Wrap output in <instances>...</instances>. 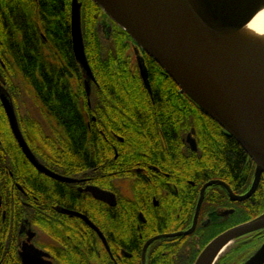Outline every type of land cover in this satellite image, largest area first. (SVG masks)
Masks as SVG:
<instances>
[{"label":"trees","instance_id":"16d2710c","mask_svg":"<svg viewBox=\"0 0 264 264\" xmlns=\"http://www.w3.org/2000/svg\"><path fill=\"white\" fill-rule=\"evenodd\" d=\"M79 1L85 55L96 80L89 97L90 105L81 82L83 72L72 51L71 0H0V73L6 87L11 76H19L52 122L55 133L62 131L66 139L76 135L73 154L77 167L89 165L90 144H93L95 153L94 166L107 151L112 158L113 149L106 148L108 145L98 132L102 130L104 136L116 145L119 157H124L128 167L138 160V152H153L154 157H150L163 167L170 163L169 167L173 168L204 169L207 179L218 177L231 184V172L237 180L238 193L245 192L252 179L253 166H250V159L246 162L248 157L243 148L192 100L180 93L158 63L141 51L153 90L155 102L152 105L134 61L135 56L132 57L130 36L116 24L108 31L104 24L110 19L100 7L92 0ZM97 24L104 27L103 39L97 31ZM7 90L10 93L9 86ZM85 114L89 119L92 115L95 117L91 123L94 134L86 127ZM6 119L0 103V140L6 145L8 136L11 142L15 182L33 190L38 198L37 185L43 175L26 160ZM18 124L35 155L41 159V146L55 158L58 151L56 134L45 136L38 131V147L33 138L24 133V124L22 126L20 120ZM190 127L195 129L198 141L196 152H203L200 158L195 156L197 153L187 151L181 140ZM173 133L175 137L171 136ZM113 134L122 136L124 141L119 142ZM167 147L173 149L170 159L166 155ZM188 152L189 156L186 155ZM1 153L7 154L6 149ZM222 193L225 194L224 188ZM0 195L6 205L8 192L0 189ZM20 197L21 193L15 188L16 221L22 216L23 207L18 203ZM224 197L218 201L224 202ZM251 200L253 202L248 199L239 202V222L264 212V184H260ZM5 231L0 224V264H20L16 253V232L10 236ZM247 244H240L239 248L245 249L249 246ZM196 254L192 255L193 259Z\"/></svg>","mask_w":264,"mask_h":264},{"label":"flooded vegetation","instance_id":"af4514ba","mask_svg":"<svg viewBox=\"0 0 264 264\" xmlns=\"http://www.w3.org/2000/svg\"><path fill=\"white\" fill-rule=\"evenodd\" d=\"M146 91L153 105V90ZM90 118L85 124L94 134L91 123L95 117L92 115ZM98 132L108 145L106 148L113 149V154L111 158L107 151L94 166L95 153L93 144H90L88 149L91 150L87 153L90 167L76 166L73 154L75 134L66 139L65 133L56 131V156L51 157L40 146L42 160L22 134L38 161L65 178L57 179L38 171L25 157L43 175L37 185L38 198L33 190L15 182L11 142L8 136L6 145L0 140V152L7 151V154H0V189L6 190L9 196L4 205L0 195V224L8 235L16 232L18 257L21 245L27 242L46 253L44 259L52 264H195L216 236L251 220L238 221V204L244 200H232L224 184L235 195H243L250 189L254 174L246 191L238 193L237 180L231 172V184L218 177L207 179L204 169L189 166L173 168L169 167L170 163L163 167L150 157H154L153 152H138V160L128 167L124 157H119L116 145L104 136L102 130ZM189 134L194 139V149ZM113 135L119 142L124 141L122 136ZM171 136L175 137V134ZM12 137L15 140L13 134ZM181 140L187 151L197 153L195 156L199 158L203 156V152H196L198 141L193 127ZM167 150L166 155L170 159L173 149L167 147ZM250 166L254 171L252 160ZM210 181L217 182L203 189ZM260 184H264V173L254 193L247 198L250 202H253L251 199ZM94 187L111 195H107L106 200L98 199L91 191ZM15 188L21 193L18 203L23 207L22 216L17 221ZM223 188L225 194L222 193ZM223 196H226L224 202H219ZM247 243V248H239L240 244L244 246ZM263 245L264 228L244 233L232 240L214 264H264V260L254 263ZM242 251L248 252L240 254Z\"/></svg>","mask_w":264,"mask_h":264},{"label":"water","instance_id":"95a60500","mask_svg":"<svg viewBox=\"0 0 264 264\" xmlns=\"http://www.w3.org/2000/svg\"><path fill=\"white\" fill-rule=\"evenodd\" d=\"M92 1L134 41L138 71L149 92L148 71L140 49L158 63L178 86L180 93L189 97L243 148L255 165L250 189L243 195H235L227 185L224 187L232 200L249 198L264 173V64L241 54L229 56L225 44L257 11L259 0ZM80 6L78 0H71L70 32L72 51L83 72L85 93L89 96L94 76L85 55ZM0 103L11 132L30 163L46 175L65 179L43 166L28 147L1 74ZM191 142L194 149L193 138ZM216 182H208L203 189ZM91 191L102 200L111 195L96 187ZM260 228H264V213L216 236L195 264L209 251L208 263L218 244L225 239H234ZM18 255L21 264H52L44 259L46 253L27 242L21 245ZM263 260L264 245L256 254L254 263Z\"/></svg>","mask_w":264,"mask_h":264},{"label":"rangeland","instance_id":"374dc122","mask_svg":"<svg viewBox=\"0 0 264 264\" xmlns=\"http://www.w3.org/2000/svg\"><path fill=\"white\" fill-rule=\"evenodd\" d=\"M78 2H80V1L78 0ZM80 8H81V6H80ZM113 24H115V23L108 21V22H106V24H104V26L107 28L108 31H110ZM81 31H82V29H81ZM97 31H99L100 38L103 39L104 27L102 25L97 24ZM82 38H83V36H82ZM83 44H84V41H83ZM133 46H134V44H132V46H131V48H132L131 51L133 52L132 57H133V55L135 56ZM84 50H85V47H84ZM140 54H141V51H140ZM134 61L136 62L135 57H134ZM144 64H145V62H144ZM2 78H3V76H2ZM9 81L10 82L8 83V86H9V89L11 90L10 93L7 90V87H8V86L6 87L7 84L4 83V87H5L6 91L8 92V94L11 98L17 121L20 120L22 123V126L24 124V128H25L24 133L25 134L28 133L33 138V141H34V143H36V146L39 147L40 146V144H39L40 139L38 138V131L43 133L45 136H52L53 134H56L54 131V128H53V124L50 121V119L48 118V116L42 112V109L40 108L41 106L39 105L37 100L34 98L32 91L23 84V82L19 76H16L14 74L13 77L11 76L9 78ZM81 82L83 83V88L85 91L83 79H81ZM94 84H96L95 78H94V81L90 82L89 97H90V94H91L92 89L94 87ZM89 97H87V102L90 103V99H88ZM4 115H5V113H4ZM5 118H6V115H5ZM85 118H86V120H88L89 116L88 115L86 116V114H85ZM6 121H7V119H6ZM7 124H8V122H7ZM20 131H21V129H20ZM21 133H22V131H21ZM43 134H42V136H44ZM253 174L254 173H252V175ZM251 180L252 179H250V181Z\"/></svg>","mask_w":264,"mask_h":264},{"label":"bare ground","instance_id":"6f19581e","mask_svg":"<svg viewBox=\"0 0 264 264\" xmlns=\"http://www.w3.org/2000/svg\"><path fill=\"white\" fill-rule=\"evenodd\" d=\"M257 11L242 27L234 32L226 41V54L244 57L264 64V0L258 1ZM133 41V40H132ZM134 42V41H133ZM253 181V180H252ZM233 238H227L216 247L207 263L208 252H205L197 264H212L231 244Z\"/></svg>","mask_w":264,"mask_h":264}]
</instances>
